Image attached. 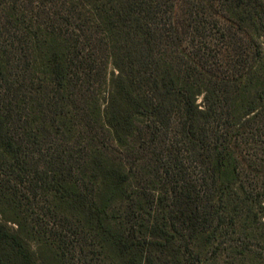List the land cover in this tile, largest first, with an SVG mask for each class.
Instances as JSON below:
<instances>
[{
	"label": "trees",
	"instance_id": "1",
	"mask_svg": "<svg viewBox=\"0 0 264 264\" xmlns=\"http://www.w3.org/2000/svg\"><path fill=\"white\" fill-rule=\"evenodd\" d=\"M0 264H264V0H0Z\"/></svg>",
	"mask_w": 264,
	"mask_h": 264
},
{
	"label": "rangeland",
	"instance_id": "2",
	"mask_svg": "<svg viewBox=\"0 0 264 264\" xmlns=\"http://www.w3.org/2000/svg\"><path fill=\"white\" fill-rule=\"evenodd\" d=\"M111 70H112V68H111ZM202 101V97H200V99H199V102H201Z\"/></svg>",
	"mask_w": 264,
	"mask_h": 264
}]
</instances>
